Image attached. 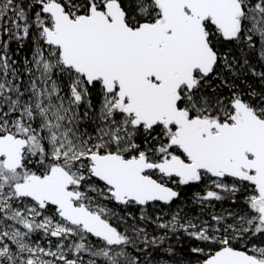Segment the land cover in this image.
<instances>
[{"label": "snow or ice", "instance_id": "snow-or-ice-1", "mask_svg": "<svg viewBox=\"0 0 264 264\" xmlns=\"http://www.w3.org/2000/svg\"><path fill=\"white\" fill-rule=\"evenodd\" d=\"M0 264H264V0H0Z\"/></svg>", "mask_w": 264, "mask_h": 264}]
</instances>
